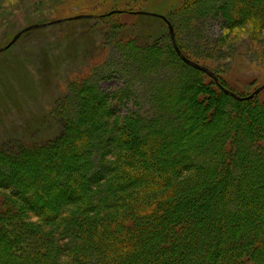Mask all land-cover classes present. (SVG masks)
<instances>
[{
  "label": "trees",
  "instance_id": "16d2710c",
  "mask_svg": "<svg viewBox=\"0 0 264 264\" xmlns=\"http://www.w3.org/2000/svg\"><path fill=\"white\" fill-rule=\"evenodd\" d=\"M237 3L240 14L255 9L256 15H264V0ZM125 43L116 48L138 53V58L159 57L158 51L142 52L147 47L137 50ZM210 76L220 85V77ZM89 81L86 77L71 86L80 91L79 116L91 130L80 135L84 122L75 125L65 104L58 111L64 125L55 141L27 143L15 152L0 150V263L15 249L12 264H264V182L260 189L250 186L251 178L264 174L263 116L243 115L236 108L244 100L233 97L228 113L235 118L228 121V115H221L217 125L222 124L224 135L207 149L212 132L188 134L195 111L182 98L169 102L176 94L162 91L161 106L152 107V119L141 131L142 143L134 133L143 127L141 114L104 120L111 115V104L99 98L95 102L98 93ZM165 105L171 118L161 108ZM168 126L173 129L170 138L164 136ZM194 138L198 145H192ZM246 141L253 149L243 145ZM70 154V161H63ZM51 162L50 182L22 177L20 164ZM55 195L57 203L51 199Z\"/></svg>",
  "mask_w": 264,
  "mask_h": 264
},
{
  "label": "rangeland",
  "instance_id": "374dc122",
  "mask_svg": "<svg viewBox=\"0 0 264 264\" xmlns=\"http://www.w3.org/2000/svg\"><path fill=\"white\" fill-rule=\"evenodd\" d=\"M237 2L0 0V150L15 152L27 143L55 141L64 125L58 111L65 104L74 116V124L79 121L83 124L84 117L79 116L78 109L80 91L71 85L86 77L99 94L94 95L97 98L95 102L102 92L110 97L107 101L111 104V115L104 120L118 119L131 112L141 114L143 127L134 133L142 143L145 140L141 131L152 119V107L161 106L159 98L162 91L176 94L174 98L169 97V102L175 104L173 100L182 98L185 104L189 103L191 110L198 113L196 119H192L193 123L190 122L192 126L188 134L197 132L212 119L210 123L215 127L207 136V149L217 137L224 135L222 124L217 125L218 118L228 115L226 120H234L235 116L228 113L229 106L236 100L233 97L244 100L243 106L234 107L237 111L243 115L251 113L254 119L259 116L264 119L261 104L264 99V15H256L259 12L255 9H245L240 14L236 11L240 8ZM162 16L170 22L173 33ZM119 42L132 43L137 50L147 47L139 50L142 52L158 51L159 57L140 55L138 58V53L130 55L128 49L116 48ZM152 45L155 47L149 49L148 46ZM175 46L188 59L220 77V85L202 69L189 67ZM130 59H135V62L130 63ZM161 108L171 118L169 106ZM174 111L177 113L179 110L176 107ZM240 118L249 121L247 117ZM95 119L101 124V116L96 115ZM177 123H172L175 130ZM91 128L88 121L84 122L79 129L80 135ZM167 128L164 136L170 138L173 129ZM257 133L263 137L260 128ZM193 140L192 145L199 144L197 139ZM248 143L246 141L243 145L248 150L253 149L254 145ZM230 152L235 153L234 146ZM71 156L73 154L63 161H70ZM52 163L45 166L20 164L19 168L23 170L24 179L37 177L42 183H47L53 179ZM263 182L264 174H261L253 181L251 178L250 186L259 188ZM245 185L247 183L242 185L243 188ZM56 196L51 198L52 201L55 198V203ZM247 238L251 247L250 237ZM12 253L15 254V249L7 251L8 259L3 257L0 264L15 262L11 261ZM150 254L153 258L154 252ZM134 257L139 258L137 254ZM151 257L150 261H155Z\"/></svg>",
  "mask_w": 264,
  "mask_h": 264
},
{
  "label": "bare ground",
  "instance_id": "6f19581e",
  "mask_svg": "<svg viewBox=\"0 0 264 264\" xmlns=\"http://www.w3.org/2000/svg\"><path fill=\"white\" fill-rule=\"evenodd\" d=\"M114 13H116V12H113V14ZM102 96H100L99 97V99H102V101H100V103H104L105 101H107V100H109V95H107L106 93H104V92H102V94H101ZM209 102H211V101H209ZM215 109V108H214ZM218 109V108H217ZM215 111V110H214ZM239 112H241V111H239ZM262 112H264V110H262ZM197 112H193L192 113V115H190V120H189V123H188V125H187V131H189L190 130V128H191V126H192V124L191 123H193V121H192V119H196V117H197ZM212 115H213V111H212ZM184 116H186V115H184ZM186 117H189V116H186ZM219 120H220V118H218ZM187 119L185 118V121H186ZM212 119H209L207 122H206V126H204L203 128L201 127V130H204L205 132H207V133H209L210 132V130L213 128V126H214V124L213 123H210V121H211ZM191 122V123H190ZM215 127V126H214ZM70 149H72V148H70Z\"/></svg>",
  "mask_w": 264,
  "mask_h": 264
},
{
  "label": "water",
  "instance_id": "95a60500",
  "mask_svg": "<svg viewBox=\"0 0 264 264\" xmlns=\"http://www.w3.org/2000/svg\"><path fill=\"white\" fill-rule=\"evenodd\" d=\"M112 13H113V12H112ZM162 18H164L165 20H167L164 16H162ZM167 22H168V24H169V27H170L171 32L173 33V28H172L170 22H169L168 20H167ZM175 48H176L178 54H181L182 59H183L186 63L191 64L192 66H195V67H198V68L202 69L203 71L207 72L209 75H213V73H211L206 67H202V66H200L199 64L193 62L192 60L188 59L186 56H184V55L180 52V50L178 49V47L175 46ZM215 78H216V77H215ZM216 79H217V78H216ZM260 90H261V89L257 90L256 93L259 92ZM250 97H251V96H250ZM240 99H241V98H240Z\"/></svg>",
  "mask_w": 264,
  "mask_h": 264
}]
</instances>
